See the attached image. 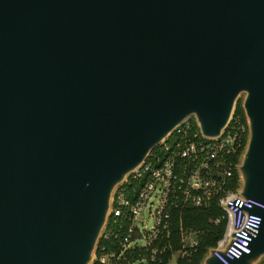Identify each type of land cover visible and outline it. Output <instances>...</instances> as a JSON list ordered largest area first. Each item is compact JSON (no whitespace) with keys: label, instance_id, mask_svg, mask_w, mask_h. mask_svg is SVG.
I'll use <instances>...</instances> for the list:
<instances>
[{"label":"water","instance_id":"1","mask_svg":"<svg viewBox=\"0 0 264 264\" xmlns=\"http://www.w3.org/2000/svg\"><path fill=\"white\" fill-rule=\"evenodd\" d=\"M237 101L236 192L264 206V0H0V264H90L115 188L186 119L219 137ZM249 211L227 264L264 257Z\"/></svg>","mask_w":264,"mask_h":264},{"label":"built area","instance_id":"2","mask_svg":"<svg viewBox=\"0 0 264 264\" xmlns=\"http://www.w3.org/2000/svg\"><path fill=\"white\" fill-rule=\"evenodd\" d=\"M245 133L236 115L214 139H203L192 120L178 124L115 188L90 264L189 261L206 229L183 226L181 212L188 209L207 211L209 226L223 224L208 247L219 263L247 253L259 221L249 210L264 206L236 192V154Z\"/></svg>","mask_w":264,"mask_h":264},{"label":"trees","instance_id":"3","mask_svg":"<svg viewBox=\"0 0 264 264\" xmlns=\"http://www.w3.org/2000/svg\"><path fill=\"white\" fill-rule=\"evenodd\" d=\"M240 118L241 121H244L242 111L239 107V101L235 103L233 114ZM191 121V119H189ZM244 145V140L241 142V146L238 149L236 154V159L239 156ZM235 158V156H234ZM208 216L207 211L197 210V209H188L181 212L182 224L185 227L196 229V228H205L206 230L202 233H199L197 236L198 245L191 255L189 261L178 260L177 264H199L201 257L203 256L205 250L214 244V241L220 236L223 229V224L220 223L218 226H209L206 224V219ZM152 264V263H147ZM258 264H264V257L259 261Z\"/></svg>","mask_w":264,"mask_h":264}]
</instances>
